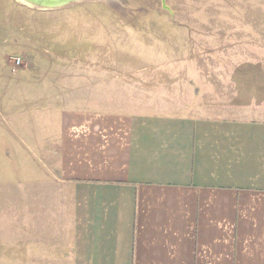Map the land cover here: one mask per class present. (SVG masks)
I'll return each instance as SVG.
<instances>
[{
	"label": "crops",
	"instance_id": "0c3cea01",
	"mask_svg": "<svg viewBox=\"0 0 264 264\" xmlns=\"http://www.w3.org/2000/svg\"><path fill=\"white\" fill-rule=\"evenodd\" d=\"M54 93L0 89L3 262L18 246L48 263L50 181L70 264H264V121L60 108L69 92Z\"/></svg>",
	"mask_w": 264,
	"mask_h": 264
},
{
	"label": "rangeland",
	"instance_id": "374dc122",
	"mask_svg": "<svg viewBox=\"0 0 264 264\" xmlns=\"http://www.w3.org/2000/svg\"><path fill=\"white\" fill-rule=\"evenodd\" d=\"M162 4L0 0V89L23 103L30 94L56 99L64 88L58 105L68 109L264 121V0ZM56 192L49 181L47 264H70Z\"/></svg>",
	"mask_w": 264,
	"mask_h": 264
},
{
	"label": "water",
	"instance_id": "95a60500",
	"mask_svg": "<svg viewBox=\"0 0 264 264\" xmlns=\"http://www.w3.org/2000/svg\"><path fill=\"white\" fill-rule=\"evenodd\" d=\"M22 1H25L26 3H28L30 5H39V6H45V7H53V6L66 3L68 1H74V0H22ZM162 1H163V4H164V0H162ZM163 6L165 7V5H163Z\"/></svg>",
	"mask_w": 264,
	"mask_h": 264
},
{
	"label": "built area",
	"instance_id": "2783aa9c",
	"mask_svg": "<svg viewBox=\"0 0 264 264\" xmlns=\"http://www.w3.org/2000/svg\"><path fill=\"white\" fill-rule=\"evenodd\" d=\"M14 64H16V66H18L20 64V60L17 59Z\"/></svg>",
	"mask_w": 264,
	"mask_h": 264
}]
</instances>
